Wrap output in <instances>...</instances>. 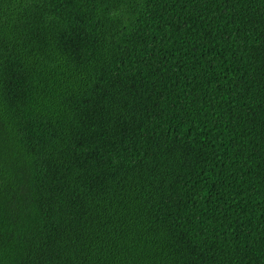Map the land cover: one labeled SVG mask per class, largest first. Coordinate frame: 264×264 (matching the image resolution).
I'll use <instances>...</instances> for the list:
<instances>
[{
	"label": "trees",
	"instance_id": "16d2710c",
	"mask_svg": "<svg viewBox=\"0 0 264 264\" xmlns=\"http://www.w3.org/2000/svg\"><path fill=\"white\" fill-rule=\"evenodd\" d=\"M0 264H264V0H0Z\"/></svg>",
	"mask_w": 264,
	"mask_h": 264
}]
</instances>
